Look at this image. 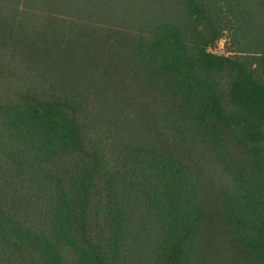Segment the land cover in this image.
I'll return each instance as SVG.
<instances>
[{
  "label": "trees",
  "instance_id": "16d2710c",
  "mask_svg": "<svg viewBox=\"0 0 264 264\" xmlns=\"http://www.w3.org/2000/svg\"><path fill=\"white\" fill-rule=\"evenodd\" d=\"M0 264H264V0H0Z\"/></svg>",
  "mask_w": 264,
  "mask_h": 264
},
{
  "label": "rangeland",
  "instance_id": "374dc122",
  "mask_svg": "<svg viewBox=\"0 0 264 264\" xmlns=\"http://www.w3.org/2000/svg\"><path fill=\"white\" fill-rule=\"evenodd\" d=\"M213 51L217 54H222L225 52V41L222 40L218 44L215 45Z\"/></svg>",
  "mask_w": 264,
  "mask_h": 264
}]
</instances>
